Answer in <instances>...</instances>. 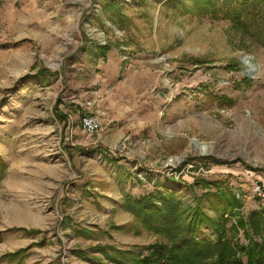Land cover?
Returning <instances> with one entry per match:
<instances>
[{
    "label": "rangeland",
    "instance_id": "1",
    "mask_svg": "<svg viewBox=\"0 0 264 264\" xmlns=\"http://www.w3.org/2000/svg\"><path fill=\"white\" fill-rule=\"evenodd\" d=\"M166 2L0 0V264L146 253L157 238L120 204L155 184L222 177L244 215L264 210V19L241 34Z\"/></svg>",
    "mask_w": 264,
    "mask_h": 264
},
{
    "label": "trees",
    "instance_id": "2",
    "mask_svg": "<svg viewBox=\"0 0 264 264\" xmlns=\"http://www.w3.org/2000/svg\"><path fill=\"white\" fill-rule=\"evenodd\" d=\"M186 1L190 4L187 15L227 20L241 34L264 19V0H167L166 4L175 6L174 11L183 8ZM108 5L112 10V4ZM93 50L104 56L109 47L96 45ZM57 116L67 121L61 113ZM5 170L0 159V182ZM186 194L191 196L190 203ZM120 207L132 216L137 234L144 231L155 236L157 242L147 247L146 253L96 246L95 251L102 256L93 259L96 264H106V260L111 264H264V210L244 215L241 197L228 179L207 181L199 177L192 184L183 183V192L155 184L151 192L128 198ZM202 230L211 231L214 238H202ZM239 233L246 245L241 243ZM22 253L5 254L1 260L21 264Z\"/></svg>",
    "mask_w": 264,
    "mask_h": 264
},
{
    "label": "built area",
    "instance_id": "3",
    "mask_svg": "<svg viewBox=\"0 0 264 264\" xmlns=\"http://www.w3.org/2000/svg\"><path fill=\"white\" fill-rule=\"evenodd\" d=\"M81 123H82V127L84 128V130L88 133H94L97 131V123L95 122L94 119L90 118V117H83L81 119ZM259 195L261 197H264V194L259 192Z\"/></svg>",
    "mask_w": 264,
    "mask_h": 264
},
{
    "label": "bare ground",
    "instance_id": "4",
    "mask_svg": "<svg viewBox=\"0 0 264 264\" xmlns=\"http://www.w3.org/2000/svg\"><path fill=\"white\" fill-rule=\"evenodd\" d=\"M243 61H244V65L246 66V67H249V68H252L253 69V66H252V64L248 61V59H243ZM52 68H55L56 67V65L55 64H52V63H50L49 64ZM28 217H27V215L24 213V214H22V215H20V217H18V219H17V221L16 222H19V224H23V225H27L26 223H28Z\"/></svg>",
    "mask_w": 264,
    "mask_h": 264
},
{
    "label": "crops",
    "instance_id": "5",
    "mask_svg": "<svg viewBox=\"0 0 264 264\" xmlns=\"http://www.w3.org/2000/svg\"><path fill=\"white\" fill-rule=\"evenodd\" d=\"M62 112H64V111H62ZM64 114H66V113H64Z\"/></svg>",
    "mask_w": 264,
    "mask_h": 264
},
{
    "label": "water",
    "instance_id": "6",
    "mask_svg": "<svg viewBox=\"0 0 264 264\" xmlns=\"http://www.w3.org/2000/svg\"><path fill=\"white\" fill-rule=\"evenodd\" d=\"M246 59V58H245ZM243 63H244V61H243Z\"/></svg>",
    "mask_w": 264,
    "mask_h": 264
}]
</instances>
